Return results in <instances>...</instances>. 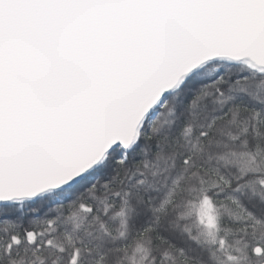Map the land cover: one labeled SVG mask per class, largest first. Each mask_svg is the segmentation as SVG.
Returning <instances> with one entry per match:
<instances>
[{"label": "snow or ice", "instance_id": "snow-or-ice-1", "mask_svg": "<svg viewBox=\"0 0 264 264\" xmlns=\"http://www.w3.org/2000/svg\"><path fill=\"white\" fill-rule=\"evenodd\" d=\"M0 264H264V0H0Z\"/></svg>", "mask_w": 264, "mask_h": 264}]
</instances>
